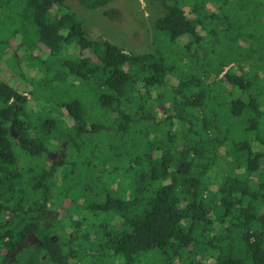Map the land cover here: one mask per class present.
I'll return each mask as SVG.
<instances>
[{"label": "trees", "instance_id": "16d2710c", "mask_svg": "<svg viewBox=\"0 0 264 264\" xmlns=\"http://www.w3.org/2000/svg\"><path fill=\"white\" fill-rule=\"evenodd\" d=\"M158 1L136 54L0 0V52L42 75L0 78V264H264V0Z\"/></svg>", "mask_w": 264, "mask_h": 264}, {"label": "rangeland", "instance_id": "374dc122", "mask_svg": "<svg viewBox=\"0 0 264 264\" xmlns=\"http://www.w3.org/2000/svg\"><path fill=\"white\" fill-rule=\"evenodd\" d=\"M67 3L83 18L84 29L89 38L109 41L136 54L154 50V24L165 12L163 5L158 0H114L96 9H88L82 6L78 0H67ZM187 41L188 36H185L183 42ZM20 43L19 34L10 39L8 47H6V54L3 55L4 52H0V78L29 96L32 83L26 78L28 75L33 76V71L37 67L28 66L30 59L27 56L31 51L27 46L19 48ZM16 52L22 58L23 76L17 74L5 61ZM32 53L33 57L44 58L48 49L42 44H37V48ZM41 76L36 73L31 78L32 82L38 81ZM202 95L204 94L200 93V97L191 102L200 100ZM241 97L243 98V96ZM215 187L216 185L213 189Z\"/></svg>", "mask_w": 264, "mask_h": 264}]
</instances>
